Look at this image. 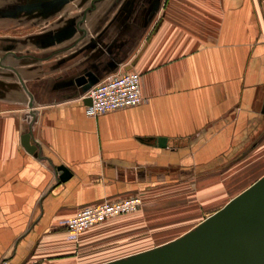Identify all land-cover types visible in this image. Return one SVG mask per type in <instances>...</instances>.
Masks as SVG:
<instances>
[{
    "label": "crops",
    "instance_id": "obj_1",
    "mask_svg": "<svg viewBox=\"0 0 264 264\" xmlns=\"http://www.w3.org/2000/svg\"><path fill=\"white\" fill-rule=\"evenodd\" d=\"M95 3L83 31L74 16L44 23L25 39L33 48L5 55L16 61L0 69V264H100L146 250L90 257L79 249L103 250L135 226L116 217L74 239L60 223L88 204L168 194L264 131L259 0ZM128 70L142 74L144 102L87 115L77 78Z\"/></svg>",
    "mask_w": 264,
    "mask_h": 264
},
{
    "label": "rangeland",
    "instance_id": "obj_2",
    "mask_svg": "<svg viewBox=\"0 0 264 264\" xmlns=\"http://www.w3.org/2000/svg\"><path fill=\"white\" fill-rule=\"evenodd\" d=\"M91 4L92 0H0V69L16 61L13 55L5 58L8 53H21L25 48H33V44L25 39L43 28L41 25L69 16L81 20L86 17L85 9ZM259 4V15L264 23V0H259ZM258 42L264 46V33ZM10 73L13 74L12 71ZM252 140L248 145L245 143L239 153L227 156V162L222 166L218 164L217 169L203 171L196 180L187 179L184 184H171L168 194L160 193L153 197L131 195L141 198L140 209L116 217L124 219L117 224L119 228H135L120 233L116 241L103 245V250L95 249L96 246H85L79 252L98 258L106 254L103 258H107L160 245L194 228L264 174V131L254 142ZM30 237V233L22 234L20 240ZM77 238L79 235L74 239ZM17 242L12 244L10 258H14Z\"/></svg>",
    "mask_w": 264,
    "mask_h": 264
},
{
    "label": "water",
    "instance_id": "obj_3",
    "mask_svg": "<svg viewBox=\"0 0 264 264\" xmlns=\"http://www.w3.org/2000/svg\"><path fill=\"white\" fill-rule=\"evenodd\" d=\"M95 2L85 10V16ZM83 21L77 23L82 31L79 24ZM77 82L84 85L86 93L99 81L82 75ZM31 138V132L25 133L23 144L34 153L37 146ZM160 144L164 146L165 139H160ZM58 169L63 180L71 174L64 165ZM100 264H264V175L181 236Z\"/></svg>",
    "mask_w": 264,
    "mask_h": 264
},
{
    "label": "built area",
    "instance_id": "obj_4",
    "mask_svg": "<svg viewBox=\"0 0 264 264\" xmlns=\"http://www.w3.org/2000/svg\"><path fill=\"white\" fill-rule=\"evenodd\" d=\"M86 97L92 100L86 106V113L89 116L139 105L145 100L142 74L137 70H128L108 75L92 86ZM141 204V198L138 196L88 204L81 207L73 216L63 219L61 226L75 238L81 232L107 219L137 211Z\"/></svg>",
    "mask_w": 264,
    "mask_h": 264
},
{
    "label": "bare ground",
    "instance_id": "obj_5",
    "mask_svg": "<svg viewBox=\"0 0 264 264\" xmlns=\"http://www.w3.org/2000/svg\"><path fill=\"white\" fill-rule=\"evenodd\" d=\"M248 188V187H247ZM241 193V192H240Z\"/></svg>",
    "mask_w": 264,
    "mask_h": 264
}]
</instances>
